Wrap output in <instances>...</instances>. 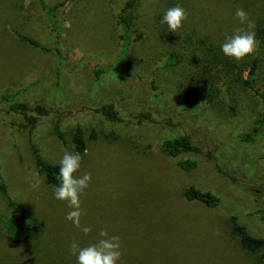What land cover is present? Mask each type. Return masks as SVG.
I'll use <instances>...</instances> for the list:
<instances>
[{
  "label": "rangeland",
  "instance_id": "1",
  "mask_svg": "<svg viewBox=\"0 0 264 264\" xmlns=\"http://www.w3.org/2000/svg\"><path fill=\"white\" fill-rule=\"evenodd\" d=\"M63 1L44 0L50 6ZM125 1L67 0L58 10L64 57L57 86L53 53L14 34L52 47L38 0H0V176L6 186L0 193V264H77L73 239L87 246L101 229L120 237L117 264H264L260 253L241 248L228 220L234 214L251 235L264 238L254 214L264 209V135L242 143L262 113L264 40L256 37V51L240 61L221 51L239 27L237 8L256 25L263 21L253 15L259 0H139L128 16L133 35L142 39L131 45L118 73L98 78L94 69L118 56V12ZM177 5L187 20L172 33L161 20ZM14 92L29 108L41 104L49 113L23 128V118L2 100ZM105 103L115 106L117 121L101 115ZM143 113L148 119L137 116ZM76 127L86 144L76 175L91 173L80 197L81 224L93 228L87 236L66 220L71 209L54 198L35 162L36 152L59 165L65 151L74 152ZM178 136H189L201 150L180 157L198 162L190 173L162 148ZM190 185L219 197L220 205L187 202L183 193ZM9 200L36 220L31 228L19 214L16 239L3 229Z\"/></svg>",
  "mask_w": 264,
  "mask_h": 264
},
{
  "label": "trees",
  "instance_id": "2",
  "mask_svg": "<svg viewBox=\"0 0 264 264\" xmlns=\"http://www.w3.org/2000/svg\"><path fill=\"white\" fill-rule=\"evenodd\" d=\"M138 1L139 0H126L124 6L119 10L118 24L121 28L120 50L114 63L104 67H96L94 69V72L98 78L106 71L111 73H118L120 67L126 62L131 45L139 42L142 39L140 35H133L132 25L128 16L129 11L135 6ZM66 2L67 0H64L63 2L58 3L54 6H50L46 4L44 0H38L39 6L45 12L48 18L50 33L53 37V44L50 49L42 46L41 44L37 43L27 36L14 32L15 36L20 41L28 43L43 52L53 53L55 59L54 71L57 78V86H60L62 80L61 67L64 57L63 52L61 51L59 46L60 34L57 23V12L61 7L65 5ZM259 2L260 4L258 7L260 10H257L253 15L256 18V21H259V19L261 20V18L263 19V21L256 25L254 31L257 38L264 40V0H259ZM168 60L172 61L174 60V58L169 57ZM151 86L154 92L158 89L154 81H152ZM17 95V92L4 94L2 100L9 103L8 110L10 112L23 118V128L28 126H35L37 121L41 117L46 116L49 113L48 108L41 104L36 105L33 109L29 108L27 103L17 100ZM261 102L263 107L258 124L243 138V144L256 142L262 135H264V93L261 94ZM99 110L105 120H118L117 111L112 103L103 104ZM137 116L148 119L149 114L143 113ZM57 135L60 140L64 142L62 135ZM71 144L73 146L74 152H78L81 156H83L84 152L86 151V144L83 133L78 127H76L71 134ZM162 148L169 158L176 159L175 165L179 170L185 173H190L197 168L198 162L196 160L180 158L185 154H200L201 152L200 148L192 144L191 138L189 136H178L175 138L166 139L162 142ZM35 162L38 167V172L43 176L45 183L52 187L54 185L58 186L57 174L59 172V165L44 161L40 158L39 155H37L36 152ZM230 180L233 185H236V180L234 178H231ZM2 192L6 194V186L0 176V193ZM183 197L187 202H197L209 209L216 208L221 203L219 197L215 196L209 191H202L193 185H190L185 189ZM8 205L10 214L3 223V229L8 236L16 239L20 235V225L17 220V216L19 214H22L24 216L31 228L35 227L36 220L30 215H27L23 212L19 213L20 211L13 203V201L9 200ZM254 214L257 215L258 220L264 226V209H259L255 211ZM228 220L231 226V232L239 239L241 248L249 253H260V260L264 261V238L251 235L248 232L247 227L239 222L238 216L231 214L228 216ZM196 241L197 240H195L194 242L197 243Z\"/></svg>",
  "mask_w": 264,
  "mask_h": 264
},
{
  "label": "clouds",
  "instance_id": "3",
  "mask_svg": "<svg viewBox=\"0 0 264 264\" xmlns=\"http://www.w3.org/2000/svg\"><path fill=\"white\" fill-rule=\"evenodd\" d=\"M234 18L239 22V27L233 30L231 36H226L221 45L224 56L240 61L256 51V23L250 19L249 14L243 8H237ZM187 20L186 10L177 5L166 10L161 24H166L172 33H176L183 22ZM81 155L78 152L65 151L59 161L57 174L58 186H53L55 199L66 202L69 209L66 220L85 236L93 231L89 225L81 224V217L86 213L81 207L80 197L91 182V173L85 172L80 176L76 173L81 167ZM39 187V182L30 184ZM121 240L118 235L110 234L106 229L99 230L96 242L81 247L73 239L70 244V252L77 257V264H117L121 260Z\"/></svg>",
  "mask_w": 264,
  "mask_h": 264
}]
</instances>
